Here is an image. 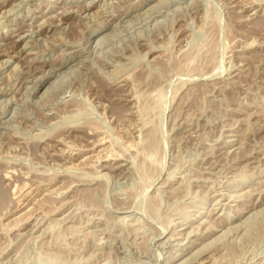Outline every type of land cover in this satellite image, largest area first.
I'll return each instance as SVG.
<instances>
[{
  "label": "rangeland",
  "instance_id": "1",
  "mask_svg": "<svg viewBox=\"0 0 264 264\" xmlns=\"http://www.w3.org/2000/svg\"><path fill=\"white\" fill-rule=\"evenodd\" d=\"M0 264H264V0H0Z\"/></svg>",
  "mask_w": 264,
  "mask_h": 264
},
{
  "label": "bare ground",
  "instance_id": "2",
  "mask_svg": "<svg viewBox=\"0 0 264 264\" xmlns=\"http://www.w3.org/2000/svg\"><path fill=\"white\" fill-rule=\"evenodd\" d=\"M6 11V10H5ZM41 21H43V20H41ZM35 31V30H34ZM20 37V36H19ZM3 64V63H2ZM6 178V177H5ZM9 179V178H8Z\"/></svg>",
  "mask_w": 264,
  "mask_h": 264
}]
</instances>
